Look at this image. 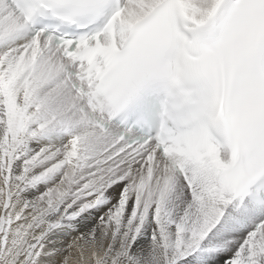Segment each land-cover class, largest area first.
<instances>
[{
    "label": "snow or ice",
    "instance_id": "1",
    "mask_svg": "<svg viewBox=\"0 0 264 264\" xmlns=\"http://www.w3.org/2000/svg\"><path fill=\"white\" fill-rule=\"evenodd\" d=\"M0 264H264V0H0Z\"/></svg>",
    "mask_w": 264,
    "mask_h": 264
}]
</instances>
